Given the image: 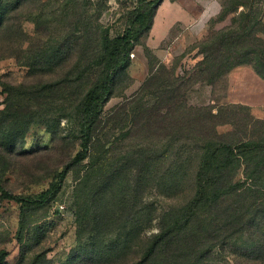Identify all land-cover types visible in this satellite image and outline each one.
<instances>
[{
	"label": "rangeland",
	"instance_id": "374dc122",
	"mask_svg": "<svg viewBox=\"0 0 264 264\" xmlns=\"http://www.w3.org/2000/svg\"><path fill=\"white\" fill-rule=\"evenodd\" d=\"M156 2L153 27L135 45L104 108L99 165L89 181L88 161L73 167L53 201L26 213L23 242L21 205L0 197L4 264H134L161 218L192 192L190 159L201 140H264V79L254 69L264 72V0ZM140 4L1 1L0 182L8 192L40 194L67 171L81 150L80 105L100 73L91 67L101 41L106 33L123 35ZM224 40L226 48L215 50L226 67L201 73L203 43ZM241 56L252 64L229 70V57ZM121 167L127 180L116 183L112 174ZM177 167L187 171L175 181L169 172ZM95 244L112 251L73 260ZM204 252L174 264H264L229 247Z\"/></svg>",
	"mask_w": 264,
	"mask_h": 264
},
{
	"label": "trees",
	"instance_id": "16d2710c",
	"mask_svg": "<svg viewBox=\"0 0 264 264\" xmlns=\"http://www.w3.org/2000/svg\"><path fill=\"white\" fill-rule=\"evenodd\" d=\"M0 0V27H2V5ZM156 0H141L135 10L133 22L126 32L116 38L106 33L101 41L102 50L94 60L92 69L99 70V76L88 89L80 105V147L81 150L68 165L67 171L59 174V180L40 194L21 196L8 192L0 182V197L21 205V222L18 239L24 241V217L33 209L43 208L53 201L61 190L70 170L82 163L87 164L88 175L97 170L99 165L97 151L100 136L97 129L104 108L113 94L118 75L130 63V54L141 38L150 32L156 16ZM226 40V39H225ZM224 42L219 46L204 42L205 57L198 64L201 73L213 75V70L220 71L221 58L218 49L226 48ZM243 42L239 38V45ZM233 42L229 39V50ZM217 48V49H216ZM216 49V50H215ZM213 52V53H212ZM232 60L240 61L230 65ZM244 58L229 57V70L237 66L252 64ZM225 61V59H222ZM215 62V64L213 63ZM255 63V62H254ZM223 65V64H222ZM260 68L263 67L259 62ZM213 69V70H212ZM256 74L264 79V72L254 66ZM262 69V68H261ZM263 70V69H262ZM51 84L45 90H52ZM200 142V150L190 162L196 161V168L190 179L192 192L179 207L163 216L157 233L151 235L141 258L134 264H174L190 254L206 253L212 249L229 247L234 255L245 261H264V140H246L236 144L205 139ZM127 161L124 167L135 163ZM180 167L169 172V177L177 181ZM186 167L181 170L185 174ZM242 177L238 179V175ZM112 178L116 183L127 180V173L122 167L115 170ZM140 236L138 231L135 237ZM96 244L83 251L79 257L100 258L110 254L111 248H95ZM114 252L122 254L124 250ZM7 253H0V264H4Z\"/></svg>",
	"mask_w": 264,
	"mask_h": 264
}]
</instances>
